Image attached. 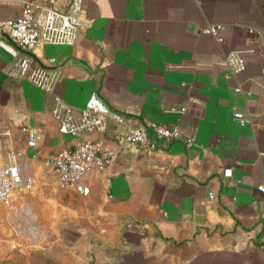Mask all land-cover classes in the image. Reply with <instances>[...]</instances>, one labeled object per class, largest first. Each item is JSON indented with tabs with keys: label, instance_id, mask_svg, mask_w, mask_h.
<instances>
[{
	"label": "crops",
	"instance_id": "crops-1",
	"mask_svg": "<svg viewBox=\"0 0 264 264\" xmlns=\"http://www.w3.org/2000/svg\"><path fill=\"white\" fill-rule=\"evenodd\" d=\"M25 2L0 0V16ZM83 13L74 43L33 51L56 75L51 91L11 77L14 57L0 46V161L39 179L6 219L52 226L0 233V264H264V0H83ZM209 24L222 25L221 40ZM233 49L246 58L240 72L225 59ZM93 90L127 121L91 137L116 147L118 131L150 122L178 123L183 137L116 153L83 178V194L57 183L47 161L79 139L59 131L56 95L78 116ZM235 108L251 120L234 121ZM25 124L42 130L37 145Z\"/></svg>",
	"mask_w": 264,
	"mask_h": 264
},
{
	"label": "built area",
	"instance_id": "built-area-1",
	"mask_svg": "<svg viewBox=\"0 0 264 264\" xmlns=\"http://www.w3.org/2000/svg\"><path fill=\"white\" fill-rule=\"evenodd\" d=\"M66 1L65 7L60 8L49 0H26L19 16L8 19L0 16V46L14 57L8 70L11 77L27 79L46 91L53 90L56 75L33 52L35 47L42 43L72 44L79 29L89 24L83 13V0ZM221 27V24H209L204 31L221 40L218 34ZM225 59L233 72H240L246 66V58L240 49L229 51ZM50 60L54 61L55 58L51 57ZM236 89L241 90V87ZM52 112L59 131L79 139L73 145L59 149L48 159L50 171L57 183L83 194L90 192V186L83 182V178L90 172H106L116 153L134 144L154 150L163 143L183 137L180 125L172 122L129 125L116 133V147L108 145L101 138L91 137V133L106 131L109 119L120 123L127 121L123 113L105 103L97 90L92 91L78 116L73 105L60 95H56ZM232 117L241 124L251 120L245 111L238 108L234 109ZM23 130L27 133L30 146L37 145L43 135L40 128L27 124ZM22 169V164L15 158L7 162L0 161V209L6 205L12 206L19 190L25 187L31 193L35 190L39 179L25 176ZM258 189L264 191V183L258 184Z\"/></svg>",
	"mask_w": 264,
	"mask_h": 264
},
{
	"label": "rangeland",
	"instance_id": "rangeland-1",
	"mask_svg": "<svg viewBox=\"0 0 264 264\" xmlns=\"http://www.w3.org/2000/svg\"><path fill=\"white\" fill-rule=\"evenodd\" d=\"M52 204L53 203L50 200H46V199H43L39 203H37V205H41L40 206L41 214L44 217H46L47 219L48 218L51 219L52 215L56 211L55 209H53ZM3 210H5V211H3ZM0 211L2 212V213H0V216H1L0 233H4L5 235H6V232H8V231H18L20 229L22 230V228H30L33 231H31L32 233H29V234H32L33 237H37L38 233H40L39 232L40 230L43 229L46 232L52 228V226L48 225V224L44 225L45 227L42 228L41 225L34 224V223L33 224H24V222H21V221L18 223H14L11 220L6 219V206H3V208H1ZM28 213L32 215L31 211H28ZM35 220H36V217H35ZM27 231H29V230L27 229Z\"/></svg>",
	"mask_w": 264,
	"mask_h": 264
}]
</instances>
